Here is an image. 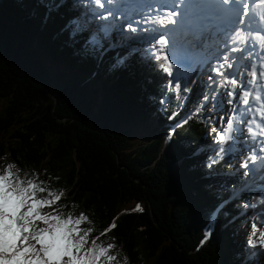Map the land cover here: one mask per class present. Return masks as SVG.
Wrapping results in <instances>:
<instances>
[{
    "label": "trees",
    "instance_id": "16d2710c",
    "mask_svg": "<svg viewBox=\"0 0 264 264\" xmlns=\"http://www.w3.org/2000/svg\"><path fill=\"white\" fill-rule=\"evenodd\" d=\"M103 5L0 0V169L14 162L22 176L38 174L45 187L62 190L53 207L89 217L81 225L93 228L89 245L115 221L100 236L116 245L112 264H243L240 247L252 249L255 237L238 240L235 229L249 218L259 228L263 188L247 187L215 210L249 176V159L239 157L218 190L208 188L204 174L228 168L232 141L189 112L215 77L216 60L178 64L169 77L149 38L125 37L148 25ZM119 41L135 49L127 53ZM177 75L179 93L168 84ZM187 112L167 138L166 123ZM210 137L216 157L206 164L193 153Z\"/></svg>",
    "mask_w": 264,
    "mask_h": 264
},
{
    "label": "snow or ice",
    "instance_id": "6c2138e0",
    "mask_svg": "<svg viewBox=\"0 0 264 264\" xmlns=\"http://www.w3.org/2000/svg\"><path fill=\"white\" fill-rule=\"evenodd\" d=\"M94 2L100 7L104 6L102 0ZM111 2L113 0H109ZM153 5L158 6L161 11L144 23L158 25L153 30L163 32L153 45L152 52L155 60L160 62V68L169 77L173 76L176 65L189 63L192 44L187 40L186 34H190L197 23L201 27L206 22L212 24L216 38L224 45L225 51L233 53L248 51L247 46L229 47L230 44L237 43L246 45L249 39L243 29L236 30L237 25L243 24L247 28L254 24L257 34L252 39L259 42L264 50V37L259 35L264 32V0H137L135 7L152 9ZM119 10L120 8L116 9ZM125 17L127 18L126 13ZM128 29L136 31L132 23L128 24ZM204 35L202 33L201 40L196 41L198 47L202 45ZM206 35L211 37L212 33ZM248 54L250 57L251 52ZM242 59L244 58L224 56L215 72L223 78L225 86H230L227 95L232 100L237 97L239 85V102L245 106L242 111L253 117L247 121L250 125L247 130L253 138L256 135L264 136V59L259 68L255 63L246 65L245 67H250V71L243 74L238 70L232 73L223 71L234 67L230 60ZM242 75L250 79H240ZM179 80L177 75L175 83L173 80L168 81L169 86L174 87L177 93L181 89ZM235 121L245 122L234 110L232 117L227 120L226 128L218 135L219 140L231 139ZM251 159L255 160L256 157L252 156ZM44 184V181L38 180V174L22 176L14 162L0 169V264H112L117 261V256L110 254L116 247L114 243L106 246L98 243L100 236L116 227L115 221L92 238L89 245L93 228L81 227L85 222L90 223L89 217L83 212L79 215L71 212L65 214L53 207L61 200L63 191L56 192ZM134 210L143 211L139 204ZM251 235L257 238L249 239V244L256 245L259 242L264 245V231H260L256 223L252 224Z\"/></svg>",
    "mask_w": 264,
    "mask_h": 264
},
{
    "label": "rangeland",
    "instance_id": "374dc122",
    "mask_svg": "<svg viewBox=\"0 0 264 264\" xmlns=\"http://www.w3.org/2000/svg\"><path fill=\"white\" fill-rule=\"evenodd\" d=\"M60 1H62V0H60ZM113 1H115V5L114 6H107V9L112 11L115 9V7L124 6L127 9L126 11L130 13L131 17H133L136 20V22H140L142 25H148L145 29L138 31L139 33L137 35L132 34V35H128L125 37L130 38V39H133V38H139V39L140 38H149L152 45H155L157 39H159V36L163 35V32L154 31L153 29L158 27V25H154L151 23H144V21L146 19H148L149 17H156L157 16L156 13L151 12V13H146V15H144L143 12L147 11L149 9L148 8H137V7H135L137 0H113ZM126 5H131V7H128ZM154 8L156 9L158 7L154 6ZM86 13L91 15L89 12H86ZM122 23H123V18H120L119 21H114L111 26H112L113 30L115 31L118 29V26ZM135 29H137V28H135ZM151 33H154V34H151ZM112 35L114 36V33H112ZM95 36H96V40L94 42L100 41L99 40V34L97 32L95 33ZM186 36H187L186 38L188 40H189L188 36H191V37L195 38L196 41H199V40H201L202 35L194 32L192 30V32L190 34H186ZM196 41L194 43H192L191 41H189V42L192 44L194 49H196L198 57H201L203 54L206 53L207 49L203 50L202 45L199 46L198 48H196ZM203 43L206 47H216L217 48V49H214L212 51V55H210L211 52H209L206 55L205 59L212 56L214 58L213 61L216 60V63L218 65H219V63L223 62L224 56H230L233 58L242 57L239 55L234 57V55L231 54L229 51H225L224 45L221 43L220 40H218L216 38V35H214L212 37L203 38ZM123 44H125V46H123ZM119 45L123 46L126 49L127 53H130L131 51H133L135 49L134 45H131L128 43L121 42V44H119ZM169 49H171V42H169ZM173 62L175 63V61H173ZM230 62L234 63V66H235L234 70L235 71H237V70L239 72L241 70H244L245 72L250 71V67H245L247 65L245 58L242 60H230ZM232 69H224L223 71H225L226 73H230ZM240 73L242 74V72H240ZM243 76L244 75H242L240 77V79H243L245 81L250 79V77H248L246 75L244 77ZM209 83H210L208 85L209 87L206 90L205 96L202 99V101L195 107L194 111L190 110L189 112L196 113V114H202L206 119L210 120L212 122V124H215L221 131H223L226 128L227 120L230 117H232L234 110H235L236 114L241 118V120H243L245 122L244 123H241L240 121L234 122L233 130L231 132L232 143L230 145V148L228 149V151H230V154L232 155V158L230 159L231 164L228 166V168L226 170H217V171H215L214 174H212L211 171H207L205 173L206 178H205L204 184L208 185V188H210L212 190H218V188L220 187L219 185L222 183V179L224 177L228 176V174L231 173L234 169L239 167L238 158L242 157L245 159H249V160H247V164L245 166H243L244 171L249 172V176L246 179L242 180V182L245 180L246 181L241 184V186L239 187L238 190L243 189V188H247V187L256 186V185H261L263 187L262 198L264 200V143H263L264 137L256 135L255 136V138L257 140L256 143H252L250 140L247 139V137L249 135L247 134L246 129L249 127V125H247L246 122L248 120L252 119V115L248 114L249 115L248 119H245L247 116L246 113H245L246 116L241 115V113H244L242 111V109L245 106L239 102V94H240L239 85L237 88L238 95H237L236 99L233 100L234 103H229V100L230 99L232 100V98L227 95L228 91H230V86L224 85L223 78L218 73H216L215 77H212V81ZM189 112H187L180 120H178V122L176 121L175 123L171 124L170 126H169L170 123H166L165 129L167 131V135H166L167 138L174 133L175 126L179 127L182 125L181 120L184 117H186L187 115H189ZM238 126H239V130H238ZM216 136H218V135L214 134V137H216ZM248 138H250V137H248ZM251 138L253 139V136ZM245 140H248V143H246ZM215 142L216 141L214 139L209 140V142L204 144L206 146L199 148V150L194 152L193 155L196 158L200 157V155H205L208 158V161L206 160V162H205L207 164V162H210L209 160L214 159L216 157L215 153L213 152V149L210 148L212 146V144ZM249 142H250V144H249ZM252 156H255L256 159L255 160L251 159L250 157H252ZM250 164H252V165H250ZM214 181H215V183L211 184ZM235 192H237L236 189L233 190L232 194H234ZM247 208H249V207H247ZM240 228H241L240 231L243 234L251 233V231H252L251 218H249L245 222H243V225H241ZM259 229H260V231H264V214H263V221H262L261 225H259ZM258 236H259V232L257 233V237ZM257 237H255V239ZM239 238H240V236L238 237V239ZM98 243H102L105 246L108 244L107 241H101V240H99ZM240 248L242 251H246V249L243 246H241ZM247 253H249V255H248V257H245L246 261L243 264H249V263H252L253 261L257 262L258 264H264V245H261L259 242H257V244L253 245V248L248 250ZM248 259H250V260H248Z\"/></svg>",
    "mask_w": 264,
    "mask_h": 264
},
{
    "label": "bare ground",
    "instance_id": "6f19581e",
    "mask_svg": "<svg viewBox=\"0 0 264 264\" xmlns=\"http://www.w3.org/2000/svg\"><path fill=\"white\" fill-rule=\"evenodd\" d=\"M150 10H151V11H150ZM156 11H157V8L155 9V8L153 7L152 9H149V10H147V11H144L143 14L146 15V13H151V12H154V13H155ZM131 45H133V44H131ZM238 48H239V47H238ZM235 54L238 55V52H235ZM197 60H199V59H198V58H195V61H197ZM233 64H234V63H233ZM234 67H235V66H234ZM234 67H233V69L231 70L230 73H232V71L235 72ZM239 73H240V72H239ZM243 73H245L244 70L242 71V74H243ZM244 76H245V75H244ZM244 76H243V77H244ZM237 95H238V93H237ZM235 99H236V98H235ZM230 100H231V99H230ZM232 103H234L233 100H232ZM245 116H246V115H245ZM248 118H249V115L247 114V116H246L245 119H248ZM245 129H246V128H245ZM246 131H247V129H246ZM247 139L250 140L252 143H256V138H255V139H252L251 137H250V138L247 137ZM248 140H246L245 142L248 143ZM263 141H264V140H263ZM249 144H250V142H249Z\"/></svg>",
    "mask_w": 264,
    "mask_h": 264
},
{
    "label": "clouds",
    "instance_id": "9594fccd",
    "mask_svg": "<svg viewBox=\"0 0 264 264\" xmlns=\"http://www.w3.org/2000/svg\"><path fill=\"white\" fill-rule=\"evenodd\" d=\"M119 44H121L120 41L116 43V45H119ZM123 46H125V44H123ZM211 173H214V172H211ZM204 175H206V174H204Z\"/></svg>",
    "mask_w": 264,
    "mask_h": 264
}]
</instances>
